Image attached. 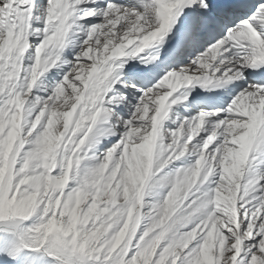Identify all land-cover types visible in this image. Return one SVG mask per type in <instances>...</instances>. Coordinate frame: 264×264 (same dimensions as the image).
Here are the masks:
<instances>
[{"label": "snow or ice", "instance_id": "obj_1", "mask_svg": "<svg viewBox=\"0 0 264 264\" xmlns=\"http://www.w3.org/2000/svg\"><path fill=\"white\" fill-rule=\"evenodd\" d=\"M0 264H264V0H0Z\"/></svg>", "mask_w": 264, "mask_h": 264}]
</instances>
